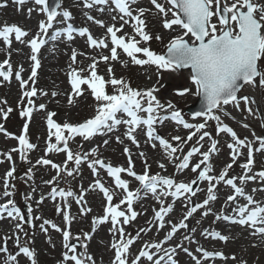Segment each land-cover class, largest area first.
I'll list each match as a JSON object with an SVG mask.
<instances>
[{
    "label": "rangeland",
    "instance_id": "1",
    "mask_svg": "<svg viewBox=\"0 0 264 264\" xmlns=\"http://www.w3.org/2000/svg\"><path fill=\"white\" fill-rule=\"evenodd\" d=\"M158 2L165 4L166 7L168 6L161 0H158ZM228 2H231V0H228ZM256 2L264 3V0H256ZM0 4L5 5L0 7V26L4 24H17L28 32V35L23 38L25 41L31 40L36 36L39 31V22L46 20V17L39 10L40 7L35 5L34 2L31 3L33 4L31 7L29 5L22 6L21 10H17L20 6L15 5L12 0H0ZM60 5L61 7L58 12L69 11L71 19L63 21L62 17H58L54 21L53 27L45 34L44 38L46 42L37 53L40 66L37 68L34 84L32 81H29L34 63L29 58L31 55L29 46L26 43L16 41L14 34L10 35V47H6L2 39H0V62L9 59L12 67V75L9 81H4L0 77V107L5 110L9 107L12 109L6 120L0 117V124L6 127V121L9 120V124L13 121L11 134H13V137H19L23 131L24 123L28 120L27 117L22 118L20 116V111L25 106L32 107L34 110L26 136L29 143L35 146L32 149H25L24 155L26 156V160H21V153L17 150L20 148L18 139L8 137L3 132H0V204H5L8 199L13 200L15 206L20 209L22 216H24L22 212L23 202L26 203L27 209L29 207L32 209L31 216H29L31 222L28 225H26L25 216V219L22 221L7 217L0 219V248L7 249L6 252H0V264H31L23 254L19 253V247H28L30 250H33L36 264H74L70 260L63 261V253L67 251L63 247V230L70 231V243L76 245L77 254L87 253L91 255L95 264H112L114 250L111 248V244L113 241L120 240V234L118 231L115 234L110 232V229H112L110 219L106 223L96 225L95 232L92 231L93 217H102L104 215V207L107 201L98 189L90 188V186L94 185V182L99 179L112 192L114 196L112 203L114 205L119 204L124 193L121 189L116 188L114 179L108 176L107 172L99 165L96 166L97 174L93 175L92 170L88 167V163L93 159L98 158L105 164L127 168L129 156L124 153V148L127 147L133 162V170L137 174H143L146 161L149 175L159 174L162 177L172 178L175 182L189 183L198 175V172H192V166L202 160L201 154L210 147L211 140L208 137L203 141H199L202 132L207 131L210 133L211 139L218 141V151L212 154L210 158L213 168L210 175L218 176L224 166L232 163L231 150L227 147L228 143L232 142L231 137L224 133L218 136L216 134V121L214 120H207V127L201 130V132L196 133L193 139L187 143L174 141L172 137L180 136L182 141L187 140L188 135L194 132L195 129H185L182 125H176L171 120H165L163 124H155L158 135L168 140L173 146L179 145L181 149L174 153L171 158L168 157L158 141L154 139L149 141L144 134L145 130L143 128L133 133L138 141V146L137 144H133L125 136L127 127L123 124L116 126L111 132L105 130L102 135L97 134L88 140L80 136L69 139L68 147L74 154L80 153L83 155L84 153H91V149L93 148L96 149L95 155L90 154L88 159L83 160L79 166L75 165L74 161H67L65 165L67 159L65 152L50 151L46 154L49 142V130L46 122L48 112L55 113L53 120L61 125L65 122L73 125L80 124L96 114L97 102L92 97L87 85L81 86L84 90L82 96L74 97L73 104L70 105L68 103V95L72 94L69 74L75 69L79 75L88 76V68L93 62V58L101 56L110 57L112 45L110 37L106 32L107 26L120 28L123 25L122 31L117 33L118 36H135L136 40L140 39L133 32L134 22L131 18L124 17V20H128V23L124 24V20L121 19L119 12L114 10L109 3L86 8L84 7V0H60ZM130 7L134 15L139 8L149 9L144 14L143 19L146 21V31L153 38L148 42L141 41L138 45L140 47H148L153 52L163 55L169 41L174 36L181 35L183 32L182 29L175 26L173 30L164 29V17L158 14L150 0L137 1L131 4ZM29 8L33 9L31 13L27 11ZM88 16H92L94 19L88 20ZM168 18H171L170 14ZM95 20L103 21L105 26L101 27L95 23ZM213 23H217L215 18L213 19ZM66 24H74L79 28H88L94 38H104L108 47H89L87 36H72L71 40L67 36H57L56 39H53L55 30L63 28ZM157 35L161 36L162 40L155 39ZM185 38L188 39V37ZM74 50L77 53L75 62L72 61ZM117 51L118 60L99 61L96 69L98 75L103 76L105 80L110 79L108 68L111 66L115 78H122L129 82L134 89L144 90L153 88L154 86L159 89L155 95L160 103L165 106L157 113L161 117L165 115L169 116L170 111L167 110L166 106L168 103H171L174 106L173 110L180 111L186 122L192 124L205 122L206 118L192 119L184 113V110L192 105L198 96L191 93L184 96L176 95V90L182 87L191 88L192 93L195 92L194 87L190 83L189 72L162 70L157 69L154 65L147 64L143 66L134 65L131 59L123 53L122 49L118 48ZM137 56L141 59L145 58L142 54H137ZM260 64L264 67V59L260 61ZM81 69L84 71H79ZM17 71L20 72L22 80L28 81L24 90L30 91L32 87H35L37 90L36 95L30 98L33 101L32 105L28 104V97H24L23 100L21 99L22 89L20 81L15 78ZM113 91V86L107 84L106 92L112 94ZM53 92L56 93L55 96L52 95ZM243 95H249V92L244 89L241 92V96ZM254 97L258 104L250 103L248 105L252 109V114H249L243 102L240 103L239 110L234 105L229 104L224 107V112H217L216 114L221 117V121L224 124H227L237 133L239 138H247L254 148H258L259 143L255 137H264V89L255 88ZM250 100H252L251 97ZM5 101L6 103H3ZM41 104L45 105L44 109L39 108ZM244 124H247L248 127H243ZM53 131L55 130L53 129ZM64 135H68L66 131ZM117 137L120 138L119 142L117 141ZM105 140L108 141L107 144H104ZM198 141L199 143H197ZM50 142L56 143L54 136ZM62 146L60 145V147ZM192 147H199L200 152L190 158L188 168L183 170L178 169L177 165L181 163L183 155ZM240 152L241 155L236 158L235 162L232 163V168L228 170V178L244 174L241 165L246 163L247 148H241ZM141 153H143V157L140 155ZM8 154L11 155V160L7 158ZM41 158L60 165L61 170L59 175L57 174V169L52 168L51 165L37 164L36 161ZM253 159L254 164L252 171L248 173L249 175H253L264 169V152L254 151ZM160 164H163L164 167L160 168ZM20 165L23 167L18 169ZM65 167L67 170L73 172L72 176L67 175V172L64 170ZM12 169H14L13 177L9 178L10 186L8 188L11 195L5 197L3 195L5 191L4 177ZM29 169H31L30 174ZM29 175L31 178H29ZM121 178L129 182V190L134 193L139 190L138 198L133 200V210L137 213V216L135 219L130 220L128 224H123V218H120L118 225V227L124 229L125 239L132 238L134 241L129 248L128 264H131V261L136 258L145 244L164 241L167 232L171 230L173 224L179 223L185 215L187 208L197 203H202L207 194V181H198L193 185L195 195L186 193L177 199L170 195H161L160 191L153 194L150 191L144 190L134 177H129L126 173H122ZM45 181H53V183L46 184ZM213 183L216 184L215 194L217 199L210 202L208 206L211 208V213L207 216H202V212L207 209H198L192 217L185 221L188 227L178 230L176 236L169 243H163L162 245L164 249L175 247L178 244L182 246L176 249V255L174 256L177 264H190L188 260L189 256L182 250L183 248H188L197 258H200V253L196 251L197 248H203L208 251H220L225 257L224 259H220V261H223V264H241V262H244L242 258H246L249 254L248 251L250 250L244 247V243L233 245L227 241L225 244H221L211 236L206 237L202 234L204 230L221 232V229L215 223V214L219 213L226 204H230L226 201L227 196L232 194V189L223 182L214 181ZM236 183L238 186L240 185L238 179ZM240 186L244 188L246 194H251L252 192L249 189L255 188L259 191L260 188L264 187V182H261L257 178ZM53 187L58 190L72 191L74 195L62 198L57 193L56 197L52 198L50 193ZM82 191H84V201L81 204H77L76 198ZM164 191L170 190L164 189ZM29 195L30 198H28ZM260 196H262L261 199L256 201L264 203V192ZM245 203L246 201H240L239 205ZM168 205H171L173 210L165 216L163 227H160V222L155 219L154 212L159 210L161 206ZM58 206L61 208L60 213L57 212ZM84 206L90 208L91 211L81 214V207ZM232 208L227 210L223 208L225 214H230ZM119 210L125 211L130 216V213L127 212L126 204H120ZM64 212H67L69 215L68 223H65L63 219ZM36 217H39V219H36ZM44 220H49L56 224L61 231L53 229L51 225H45V228L42 230L41 225ZM17 223L21 225L20 229L15 227ZM192 228H195L196 231H191ZM142 229L143 231H141ZM250 231L253 232L251 229ZM85 233H89L91 239L85 240ZM221 234L225 235L223 231ZM185 236H188L189 239H184ZM5 237L8 238L6 243ZM76 237H80V239L77 240ZM177 237L179 238L177 239ZM211 241L219 243L218 247L213 248L210 246ZM81 244H86L87 247H81ZM149 251L155 253L156 250L149 249ZM253 252L255 251L253 250ZM238 253L240 256L236 258ZM69 254L71 255V253ZM9 255H15L17 260L13 262L8 261L7 257ZM157 255L162 256L163 252ZM232 257H235V259L233 260ZM81 258L85 259L83 256ZM86 264H90V262L86 261ZM138 264H151V262L145 258H141ZM164 264H167L166 259Z\"/></svg>",
    "mask_w": 264,
    "mask_h": 264
},
{
    "label": "snow or ice",
    "instance_id": "2",
    "mask_svg": "<svg viewBox=\"0 0 264 264\" xmlns=\"http://www.w3.org/2000/svg\"><path fill=\"white\" fill-rule=\"evenodd\" d=\"M12 2L20 6L17 10H21L22 6L29 2V0H12ZM34 4L40 6V11L46 14V20H41L39 22V31L31 40L25 41L23 38L28 35V32L22 29L17 24H4L0 26V39H2L6 47H10V35L14 34L16 41L20 43H26L31 51L30 60L33 61L31 76L29 81L35 83V77L37 74V68L40 66V61L37 58V53L40 51L41 46L45 44L44 34L49 32V29L53 27L54 21L58 17H62L63 21H68L71 19V14L69 11L64 10L58 12L61 7L59 0H53L52 5L49 4L48 0H33ZM151 4L155 7L158 14L164 17L163 28L167 30H173L174 26L179 27L183 30L181 35L174 36L167 44L166 55H160L153 52L148 47L138 46L141 41L148 42L153 37L146 31V21L143 19L144 14L149 11L146 8H139L136 10V14H133V10L130 5L135 3V0H111V3L115 5V8L121 13V19L124 17H129L134 22L133 32L140 39L136 40L135 36H118L117 33L121 32L123 25L120 28L115 26H107L106 32L110 37L111 41V55L101 56L99 58H93V62L89 65L88 76H81L78 74L77 70L69 74L70 84L72 87V94L68 95V103L71 105L74 103V97H79L83 95L82 85H87L90 90L92 97L97 102L96 114L80 124H70L65 122L63 125L56 123L53 120L55 113H47V127H48V145L46 149L47 152H65L67 154V161H74L75 165H81L83 160H87L88 156L95 155L96 149H91V153H80L74 154L68 147V140L76 136H80L85 140L92 138L97 134H103L104 131L111 132L118 125H125L127 131L125 136L132 141L133 144H137L135 135L133 134L138 129L143 128L144 134L147 136L149 141L153 139L159 142V145L165 150L168 157L171 158L174 153L180 151L179 145L173 146L165 138L157 134V129L155 124H163L165 120H171L176 124L182 125L185 129H195L191 132L187 140L182 141L180 136H173L172 140L181 143H187L193 139L196 133L201 132V130L207 127V120L216 121V134L219 136L224 133L231 137V143H228L227 147L231 150L232 163L235 162L236 158L241 155L240 149L247 148V160L246 163L242 164L241 167L244 170V174L238 177L228 178V170L232 168V163L224 166L223 170L220 171L218 176L210 175L213 171L212 165L210 163L211 155L218 151L217 143L215 139H211L210 133L203 131L199 137V141H203L206 137L211 140L210 147L207 151H204L202 155V160L192 166L191 170L194 173L198 172V175L189 183L185 182H175L174 179L169 177H162L159 174L149 175L148 166L145 161V168L143 174H137L133 170V162L129 154V149L124 148V153L129 156L128 167H118L112 166L111 164H105L100 159H93L88 163V167L92 170L93 175L97 174L96 166L99 165L103 168L107 175L114 179V184L116 188L121 189L124 193L123 198L120 200L119 204H113L112 201L114 196L112 192L104 186V184L97 179L94 185L90 188L98 189L107 201L104 207V215L102 217H93L92 231L95 232L96 225L103 224L111 221L112 229L110 232L115 234L119 232L120 240L113 241L111 248L114 250V258L112 264H128V252L130 245L133 244L132 238L125 239L124 229L118 227L120 223V218H123V224H128L130 220L135 219L137 213L133 210V200L138 198L139 190L133 192L129 190V182L121 178L122 173H126L129 177H134L136 181L142 186L146 191H150L153 194L157 193L158 186H160L161 195H170L173 198H179L180 196L190 193L195 195L193 190V185L198 181H207V194L206 198L202 203H197L194 206L188 207L185 215L179 221V223L173 224L171 230L167 232L164 241L153 242L150 244H145L135 259L131 261V264H138L141 258H145L151 264H164L165 259L167 264H177L174 260L176 255V249L182 247L181 245H176L175 247L164 249L162 247L163 243L170 240L179 229L187 228L188 225L185 223L198 209H207L202 212V216H207L211 213V208L208 207L210 202L215 201L217 196L215 194L216 182H223L229 186L233 194L227 196L226 202H231L235 204L238 197H243L246 201L245 204H236L232 211L235 215L225 214L222 208L219 213L215 214V220H223L230 222L232 224H238L240 226H248L253 228V234L264 235V203L256 201L251 194H246L242 186H238L236 180L238 179L240 185L246 184L248 181H254L257 178L264 182V169L256 172L253 175H249L252 171V166L254 164L253 153L264 152V137H255L256 141L259 143L258 148H254L253 145L248 142L247 138L241 139L238 137L237 133L224 124L221 121V117L217 115V112H224V107L226 105L232 104L238 110L240 108V103L243 102L246 110L249 114H252V109L248 107L250 103L255 101L250 100L249 95L239 96L244 86H249L252 88L264 89V67L261 66L260 61L264 59V3H258L256 0H167V5L159 3L158 0H150ZM109 0H84V7L92 8L93 6L106 5ZM5 5L0 4V7ZM29 13L33 9L29 8L27 10ZM169 14L171 18L169 19ZM217 20V23H213V19ZM88 20H93L92 16L87 17ZM115 19V17H113ZM95 23L104 27V23L101 20H95ZM128 20H124V24H127ZM64 33L67 35L69 40L72 39L73 32L78 33L81 37L87 36V43L89 47L95 48H107L108 44L104 38L96 39L89 32L88 28H74L71 24H68L64 28ZM60 33L57 32L53 35V39H56ZM185 37H188L186 39ZM157 40H162V37L157 35L155 37ZM122 49L123 53L131 59L134 65H154L157 69L177 71L179 69H190V83L194 87L195 92L192 93L191 88L182 87L176 90V95L184 96L186 94H194L201 98L202 108L193 114L194 117H205V122L192 124L184 120L183 115L180 111L173 110V105L168 103L166 108L170 111V116L165 115L161 117L158 115V111L163 109L165 106L160 103L155 93L159 90L157 87L150 89H134L131 87L130 83L123 80L122 78L117 79L112 72L111 66L108 68V73L110 79L105 80L103 76L98 75L96 69L99 61L107 62L109 59L112 61L118 60L117 49ZM137 54H142L144 59L138 58ZM77 53L75 50L72 53V61H76ZM79 71H84L83 69ZM12 75V67L9 59H5L0 62V77L4 81H9ZM15 78L20 81V86L22 89L21 99L28 97V104L32 105L33 101L31 97L36 95V88L32 87L30 91H26L25 86L28 81L22 80L20 72L15 73ZM111 84L113 86V93L108 94L106 92V85ZM46 94V93H42ZM53 96L56 95L55 92L52 93ZM3 103H6L3 102ZM40 109H44L45 105H39ZM32 107H23L20 111V116L22 118L27 117L28 120L23 125V131L19 137H13V134L7 133L4 129L3 124H0V132H3L8 137H13L18 139L20 148L17 149L21 153V160H26L24 155L25 149H32L35 146L29 143L26 133L29 128V123L31 115L33 112ZM12 109L9 107L7 110L0 107V117L7 119L9 113ZM227 115V113H225ZM243 127L247 128L248 125L244 124ZM53 129L55 131H53ZM67 132V136L64 132ZM55 137L56 143H51V138ZM120 138L117 137L119 142ZM199 141L197 143H199ZM108 141L105 140L104 144ZM60 145H63L60 147ZM155 146V145H153ZM200 152L199 147H192L185 155L182 157L181 163L177 165L180 170L189 167L190 158ZM143 157V153L140 154ZM7 158L11 160V155L8 154ZM40 165H51L52 168L57 169V174L59 175L61 166L53 163L48 159L41 158L36 161ZM203 166V167H202ZM160 168L164 165L160 164ZM64 170L67 175L72 176L73 172ZM199 170V171H198ZM14 169L9 170L4 177V187L5 191L3 195L8 197L11 193L8 191L9 188V178L13 177ZM31 169H29V174ZM29 178L31 176L29 175ZM55 180V178H53ZM46 184H52L53 181H45ZM168 189L170 191H164ZM253 192L258 191V189H252ZM259 191L264 192V187L260 188ZM57 193L60 197H72L74 193L72 191H64L63 189L52 188L50 196L55 198ZM30 198V195L29 197ZM84 201V191L76 198V203L81 204ZM42 202V201H39ZM86 204V202H84ZM120 204L127 205V212L130 216L120 209ZM172 206H161L159 210L154 212L155 219L160 222V227H163V222L165 216L172 211ZM91 211L90 208L86 206L81 207V214H86ZM32 209L28 208V214L31 216ZM57 212H61V208L57 207ZM24 220V216L21 215L20 209L14 204V201L8 199L5 204H0V219L3 218ZM39 219V217H36ZM63 219L65 223L69 222V215L67 212L63 213ZM31 221L29 220V223ZM170 223V222H169ZM199 223V221H197ZM45 225H51V227L57 231H61L58 226L49 220H44L41 225L42 230ZM17 229L21 228V225L17 223L15 225ZM143 231V229L141 230ZM191 231L195 232L196 229L192 228ZM203 235L211 236L213 239H218L220 241H228L229 236L221 234L220 231L213 230L209 232L204 230ZM63 235V247L67 250L63 253V261H72L74 264H95V261L91 255L87 253L77 254V249L75 244L70 243L71 234L68 230L62 231ZM7 237H5V243L7 242ZM77 240L80 237H76ZM84 239H91L89 233L84 234ZM184 239H189L185 236ZM81 247L86 248V244H81ZM149 249H155V253L149 251ZM195 264H202L203 261H207L210 258H220L224 259V254L220 251H208L203 248H197L196 251L200 253V258L193 255L188 248L182 249ZM6 248H0V252H6ZM163 252L162 256L157 255ZM19 253L23 254L31 264H36L34 258L35 253L28 247H19ZM71 253V255L69 254ZM85 257L82 259L81 257ZM154 257H156L154 259ZM8 261L13 262L17 260L15 255H9L7 257ZM234 260L235 257H232ZM244 264V262H241Z\"/></svg>",
    "mask_w": 264,
    "mask_h": 264
},
{
    "label": "bare ground",
    "instance_id": "3",
    "mask_svg": "<svg viewBox=\"0 0 264 264\" xmlns=\"http://www.w3.org/2000/svg\"><path fill=\"white\" fill-rule=\"evenodd\" d=\"M30 25V22H29ZM245 89L249 92V96L254 103H257V100H255L254 94H255V88L246 86ZM258 104V103H257ZM264 135V133H263ZM245 187V186H244ZM251 190V195H255V200L261 199L262 196H260L261 191L253 192ZM257 196V197H256ZM240 201H245L243 197H238L237 201L235 202L234 205L238 204ZM259 202V201H258ZM233 203L231 204H226L223 208L224 209H230L232 208ZM216 225L221 229V232L223 231L225 235L229 236L228 242L230 244H238V243H244V247L247 248L248 250V256L245 258H242V261H244V264H264V235H259L256 234L254 235L253 232L250 231L249 227L247 226H240L238 224H232L224 221H216ZM249 229V231L247 230ZM179 237H177L178 239ZM219 243L217 242H211L210 246L213 248H217ZM253 250L255 252H253ZM240 254H237L238 258ZM189 263L190 264H195V262L189 257ZM241 261V260H240ZM202 264H223V261H219L217 259H208L206 262L202 260ZM237 264V263H236Z\"/></svg>",
    "mask_w": 264,
    "mask_h": 264
},
{
    "label": "water",
    "instance_id": "4",
    "mask_svg": "<svg viewBox=\"0 0 264 264\" xmlns=\"http://www.w3.org/2000/svg\"><path fill=\"white\" fill-rule=\"evenodd\" d=\"M165 55H166V54H165ZM186 69H187V68H185V69H179V70H186ZM188 70H190V69H188ZM201 108H202V100H201V98L199 97V99H198V101L196 102V104H195L193 107L189 108V109L187 110V113L193 115L195 112L200 111Z\"/></svg>",
    "mask_w": 264,
    "mask_h": 264
}]
</instances>
